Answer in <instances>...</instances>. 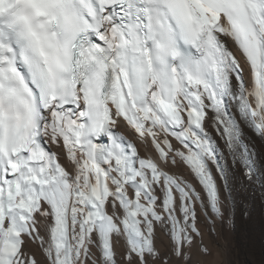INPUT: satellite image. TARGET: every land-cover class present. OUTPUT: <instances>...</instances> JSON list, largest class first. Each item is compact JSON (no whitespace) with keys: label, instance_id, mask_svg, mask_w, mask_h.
Returning <instances> with one entry per match:
<instances>
[{"label":"snow or ice","instance_id":"1","mask_svg":"<svg viewBox=\"0 0 264 264\" xmlns=\"http://www.w3.org/2000/svg\"><path fill=\"white\" fill-rule=\"evenodd\" d=\"M252 137L264 0H0V264H194Z\"/></svg>","mask_w":264,"mask_h":264},{"label":"rangeland","instance_id":"2","mask_svg":"<svg viewBox=\"0 0 264 264\" xmlns=\"http://www.w3.org/2000/svg\"><path fill=\"white\" fill-rule=\"evenodd\" d=\"M242 177V174L236 176L235 181L232 183L233 185L231 186L230 194L227 192L224 194V201L228 200L227 202H224V213L227 212V214L225 213V216H228L227 220L231 225L230 229L232 228V233L227 235L225 232L226 219H224V222L219 229L221 234H218L216 238H212L213 246L218 253V264H264L263 230H261L258 223H255L254 221L247 226H252V229L247 230L246 226L243 225L244 217L248 214L246 213V208H248L249 205L251 213L254 212L259 216L260 212L257 209L261 203L260 192H248L246 188L237 181H240ZM242 194L251 196L249 197L252 198L251 202L244 199V195ZM191 256H193L192 252ZM185 259H187V256Z\"/></svg>","mask_w":264,"mask_h":264},{"label":"bare ground","instance_id":"3","mask_svg":"<svg viewBox=\"0 0 264 264\" xmlns=\"http://www.w3.org/2000/svg\"><path fill=\"white\" fill-rule=\"evenodd\" d=\"M120 131L125 132L131 139V141L137 146L139 154L143 157L146 154H151L149 152L150 145H145L142 144L138 139L134 131L128 126L125 125L124 127L119 126L118 128ZM215 135V133H213ZM251 135V133H249ZM253 142L255 144L256 150L258 153L261 155H264V141H260L256 137H252ZM174 142V141H173ZM175 143V142H174ZM178 174H183L185 176L189 175L188 171L186 168H181L178 170ZM241 173L237 171L236 176L240 175ZM243 179V177H242ZM241 179V180H242ZM237 180L240 184L246 188L248 192H260V206L258 207L259 216L258 214L252 212L248 208H246V217H244L243 220V225L246 226V229H252V226H248V224H251L252 221L255 223H258L259 228L263 230L264 232V187H261L258 184H249L247 183L244 179L242 181ZM235 181V180H234ZM233 183V182H232ZM231 183V186L233 185ZM235 186V184H234ZM244 190V189H243ZM244 192V191H243ZM255 193V195H256ZM226 193H223L222 200H223V206L221 208V212L219 214H214L211 212L209 208L206 207H201L199 203L196 204V213H197V226L199 229V232L201 233V237H197V243L200 245L199 248H193L192 253H193V261L195 264H218L217 263V251L215 247L213 246L212 243V238H216L218 234H221L220 232V226L224 222V219H226V230L225 232L227 235H230L231 232V225L229 224V221L227 220V217L225 216V207H224V202L228 201L225 200V195ZM241 195V194H240ZM244 195V194H242ZM251 196L249 195H244V199L248 200L251 202L252 198H249ZM228 198V197H227ZM256 201V200H255ZM254 201V202H255ZM229 206V205H228ZM230 207V206H229ZM230 209V208H229ZM227 211V210H226ZM229 213V212H228ZM243 219V217H242ZM258 233V232H257ZM202 241V242H201ZM155 245L157 248L160 249L161 252L167 251V245H168V238L166 235L163 233L157 231L156 237H155ZM123 247V241H121L119 244H117V252L121 251ZM206 251L207 255H201V252ZM173 264H176V261L173 260Z\"/></svg>","mask_w":264,"mask_h":264}]
</instances>
